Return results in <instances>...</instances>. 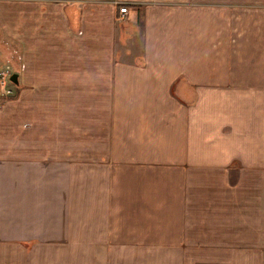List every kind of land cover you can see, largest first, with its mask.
<instances>
[{"label": "crops", "instance_id": "0c3cea01", "mask_svg": "<svg viewBox=\"0 0 264 264\" xmlns=\"http://www.w3.org/2000/svg\"><path fill=\"white\" fill-rule=\"evenodd\" d=\"M10 44L0 264H264V0H0Z\"/></svg>", "mask_w": 264, "mask_h": 264}, {"label": "built area", "instance_id": "2783aa9c", "mask_svg": "<svg viewBox=\"0 0 264 264\" xmlns=\"http://www.w3.org/2000/svg\"><path fill=\"white\" fill-rule=\"evenodd\" d=\"M118 10L122 15H125L128 12L125 6L119 7ZM12 74V67L9 63L0 65V103L13 97L15 94V86L10 80Z\"/></svg>", "mask_w": 264, "mask_h": 264}, {"label": "rangeland", "instance_id": "374dc122", "mask_svg": "<svg viewBox=\"0 0 264 264\" xmlns=\"http://www.w3.org/2000/svg\"><path fill=\"white\" fill-rule=\"evenodd\" d=\"M7 48H8V54L5 56V58H4V60H3V62H5V63H9L10 65H11V67H12V71H14L13 70V61H14V58H13V51H12V49H11V44H10V46L9 45H7Z\"/></svg>", "mask_w": 264, "mask_h": 264}, {"label": "water", "instance_id": "95a60500", "mask_svg": "<svg viewBox=\"0 0 264 264\" xmlns=\"http://www.w3.org/2000/svg\"><path fill=\"white\" fill-rule=\"evenodd\" d=\"M17 74H12L11 77H10V80L13 82V83H17Z\"/></svg>", "mask_w": 264, "mask_h": 264}]
</instances>
